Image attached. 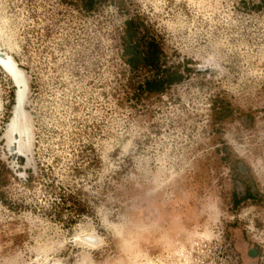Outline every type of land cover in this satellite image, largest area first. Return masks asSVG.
<instances>
[{"label": "rangeland", "instance_id": "374dc122", "mask_svg": "<svg viewBox=\"0 0 264 264\" xmlns=\"http://www.w3.org/2000/svg\"><path fill=\"white\" fill-rule=\"evenodd\" d=\"M0 54V264H264V0H0Z\"/></svg>", "mask_w": 264, "mask_h": 264}, {"label": "bare ground", "instance_id": "6f19581e", "mask_svg": "<svg viewBox=\"0 0 264 264\" xmlns=\"http://www.w3.org/2000/svg\"><path fill=\"white\" fill-rule=\"evenodd\" d=\"M0 65L11 76L14 83L17 86L16 104L14 108L13 116L8 123V134L12 135L14 139V133H16V147L20 153H24L29 142V124L26 120V114L23 110V104L28 90L27 77L23 70L16 64L13 56L6 54H0Z\"/></svg>", "mask_w": 264, "mask_h": 264}, {"label": "flooded vegetation", "instance_id": "af4514ba", "mask_svg": "<svg viewBox=\"0 0 264 264\" xmlns=\"http://www.w3.org/2000/svg\"><path fill=\"white\" fill-rule=\"evenodd\" d=\"M249 253H250V254H249V255H250V257H253V254H252L253 252H251V251H250Z\"/></svg>", "mask_w": 264, "mask_h": 264}, {"label": "trees", "instance_id": "16d2710c", "mask_svg": "<svg viewBox=\"0 0 264 264\" xmlns=\"http://www.w3.org/2000/svg\"><path fill=\"white\" fill-rule=\"evenodd\" d=\"M131 63V62H130ZM172 79H169V81H171ZM148 84H149V82H148ZM149 86V85H148Z\"/></svg>", "mask_w": 264, "mask_h": 264}, {"label": "water", "instance_id": "95a60500", "mask_svg": "<svg viewBox=\"0 0 264 264\" xmlns=\"http://www.w3.org/2000/svg\"><path fill=\"white\" fill-rule=\"evenodd\" d=\"M238 247L241 249V246L238 244Z\"/></svg>", "mask_w": 264, "mask_h": 264}]
</instances>
